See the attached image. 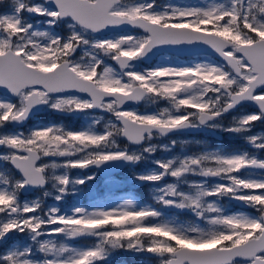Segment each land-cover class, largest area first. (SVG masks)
<instances>
[{
  "label": "snow or ice",
  "instance_id": "obj_1",
  "mask_svg": "<svg viewBox=\"0 0 264 264\" xmlns=\"http://www.w3.org/2000/svg\"><path fill=\"white\" fill-rule=\"evenodd\" d=\"M0 7V129H19L44 108L112 117L101 131L95 116L79 130L39 124L0 131V160L11 165L0 171V264H105L117 250L152 254L160 264H264V133L248 134L264 123V0H0ZM61 25L67 34L56 31ZM201 46L221 59H199ZM164 49H189L194 58L140 67ZM160 100L168 106L153 112L125 107ZM243 105L257 110L224 126ZM200 130L241 135L252 151L182 147L151 160L154 167L129 179L151 184L161 207L128 195L114 205L60 208L65 197L92 196L98 173L117 184L114 169L177 145L154 138ZM73 169L82 172L73 177ZM34 189L56 204L45 210L41 197L21 199ZM223 199L255 214L230 213ZM165 210H187L205 226ZM16 234L29 242L9 245ZM77 239L92 242L69 243Z\"/></svg>",
  "mask_w": 264,
  "mask_h": 264
},
{
  "label": "flooded vegetation",
  "instance_id": "obj_2",
  "mask_svg": "<svg viewBox=\"0 0 264 264\" xmlns=\"http://www.w3.org/2000/svg\"><path fill=\"white\" fill-rule=\"evenodd\" d=\"M157 1V0H156ZM6 2V1H5ZM37 2H40V0H37ZM3 9L2 7H0V10ZM56 31L61 32L63 34H67V30L63 28V26H59L56 28ZM121 31H134L132 30H121ZM137 32H139V30H135ZM205 56L209 59H215L214 57L211 56H207V55H200L199 59L201 58H205ZM160 57H165L166 60L163 62H167V63H173V64H177V63H183L185 61H191L194 57L193 56H189V55H174L171 53H164L161 52L159 53L151 62L149 63H142L140 65L141 68L145 67H152L154 65H156L158 63V59ZM216 60V59H215ZM108 63L112 64L113 67H117L114 62L112 61H107ZM172 65V64H171ZM0 94L2 95V93L0 92ZM159 101L155 104H145L143 102H139L137 104H132V103H128L125 107L129 110L131 109H135L139 112H153V111H157L158 107H159ZM243 107H247L249 110L251 111H255L254 108H252L250 105H243L240 108H238L237 110L233 111L230 114H227L225 116V118L223 119L222 123L224 124V126H227L228 124H230L231 119H230V115H234L236 114L239 110H241ZM95 116L97 118L101 119V123L97 126V130L101 131L103 129V125L105 122H107L111 117L110 113H107L104 110H95L94 112H90L88 114V118H86L85 115L83 114H75V115H71V114H66V113H61V112H56V111H52V110H48L46 108L38 111L37 113H34L28 120L27 122L21 126V128L19 129H13L11 125H9L8 128L6 129H0V131H13V130H27L28 126H36L39 124H44V125H62L65 128H78V127H85L89 122H90V117ZM263 130L264 131V127L259 128L258 126L254 125V127L252 128L251 132L248 133L249 135L255 134L256 132ZM157 139H171V138H183L182 140L185 141L183 143V145L180 143L181 140H177V145L174 149H172V151L168 152V151H164V153H167V156H173L176 155L178 153H180V148L183 147V149L189 153H193L196 152L200 149H204L206 148H220L223 149L227 152H233V151H240V150H245V151H252L251 146L249 144H247V141L241 136V135H237V134H233V136H228L227 133H220V132H216V131H210V130H200V131H190V132H181V133H176L174 135H170L167 137H156ZM152 142H157V140L153 139ZM120 143L123 146L124 144H127V140L123 137L120 138ZM181 146V147H180ZM130 147H135L133 145H130ZM0 152H3V149H0ZM169 153V154H168ZM258 155L261 156V158H264V153H259ZM158 158H164V156H160L159 152L154 153L150 159H158ZM151 160H143L140 162H137V164L135 166H124L120 171L114 172V176L118 177L122 174H125L128 170H134V171H143V170H147L150 169L152 167H154V165L150 162ZM11 170V165L5 161L0 160V171H8ZM97 176L101 179L104 180V177L100 175V173L97 174ZM40 189H36L33 192H31L28 195H22V198H31L34 196V194H36L35 192H37ZM136 190V189H135ZM135 190H125V189H119L116 190V188H112V191H119L120 194L123 193H134ZM229 200V199H228ZM232 202V204L235 206V208H238L240 210H245V206L243 205L242 202L237 201V200H230ZM156 205V204H155ZM158 206V205H156ZM249 209H247L248 211ZM165 213L168 215H172L174 216V218L179 219V220H183L184 222H189L192 219V215L187 211V210H182V211H177V210H165ZM250 213L251 214H255L253 209H250ZM197 220V219H196ZM13 243V238H11L8 241V244L11 245ZM5 245H0V251L4 250Z\"/></svg>",
  "mask_w": 264,
  "mask_h": 264
},
{
  "label": "rangeland",
  "instance_id": "obj_3",
  "mask_svg": "<svg viewBox=\"0 0 264 264\" xmlns=\"http://www.w3.org/2000/svg\"><path fill=\"white\" fill-rule=\"evenodd\" d=\"M5 1H6V3L10 2V0H5ZM198 2H199V0H157L156 1V3L158 5H161V6L167 5V4H183V3H198ZM2 10L3 9H1L0 11H2ZM62 26H63L64 29H66V25H62ZM201 59H204V58H201ZM207 59H209V58H207ZM165 60H166L165 57H160L157 61H158V63L165 64V65L173 64V63L170 64V63H167V62H163ZM210 60H213V59H210ZM216 61H218V60H216ZM143 68H147V67L144 66ZM159 103L160 104H159V107H158L157 110L163 109V108L168 106L167 102L164 101V100H160ZM250 111L251 110H249L247 107H243L236 114L230 115V119L232 120L233 116L239 115L240 113L250 112ZM255 125L258 126L259 128L264 127V123H261V122H256ZM32 127H34V126H28L27 130H24V132H27ZM83 127L69 128V129L79 130V129L83 128ZM260 133H264V131L260 130V131L256 132L255 134H252V135H256V134H260ZM227 134H228V136H233V134H229V133H227ZM154 139L157 140V142H152V143H155V144H158V145H160V144H169L172 139H177V140H181V142H185V141L182 140L183 138H171V139H164V140L157 139V138H154ZM181 149H182V147L180 148V151H181ZM207 149L208 150H213V149H216V148L214 147V148H207ZM201 150H203V149H200V150H198L196 152H199ZM157 152H159L160 156H164L165 159L172 157V156H170L169 153H168L169 156H167V153H164V150H162V149H158ZM168 152H170V151H168ZM149 160H151V159L149 158ZM152 160H154V159H152ZM45 162H47V161H45ZM144 171H146V170H143V171H134V170H130L129 171L128 170L125 174H122V175L116 177V179H117V181H119V183L113 184V185H106L104 180H101L97 176L95 182L91 186L92 187V193H93L92 196H89V195H85V196H81V197L68 196V197H65V199L62 202H60L59 206H60L61 209H67V208L72 207L74 204L87 205L90 202V200H95L98 203L103 204V205H114V204L120 202V200H119L120 197L128 196V195L134 196L138 201H140V202H142L144 204H153L154 206H156L155 205V201L153 200L152 195H151V193H152V185L148 184V183L134 182L132 179H129V177H131V175L133 173H141V172H144ZM81 172H82V170L73 169V170H71L70 175L75 177L77 175H80ZM188 179L190 181L191 180H199L200 177L190 176ZM164 182L165 183L173 182V178L168 177V178L165 179ZM113 187L116 188V190H119V189H122V188L125 189V190H135L136 189V193H138V196L134 195V194H136L135 192H134V194H132L131 192L129 194L128 193L120 194L119 191H118V193H117V191H112L111 192V189ZM47 188L49 190H51V185L49 184L47 186ZM35 193L36 194H34L33 197H31V198H22V200L23 199H35L37 197H41L42 198V202H43V208L45 210L49 206L56 204V201L54 200L53 197H51V196L44 197L43 196V190L40 189V190H38ZM139 194L141 195V197H140ZM221 204L230 213H235V212H248V213H250V208L245 207V210H240L238 208H235V206L232 204V202L230 200H228V199H223L221 201ZM156 207H161V206L158 205ZM247 209H249V210L247 211ZM165 215H166V217H173L174 218V216H172V215H168L166 213H165ZM177 220L179 222H181V223L186 224V225L195 223V224H199L201 227L205 226L203 221L196 220V218L193 215H192V219L189 222H184L183 220H179V219H177ZM12 238H13V243L12 244H15L17 242H19V243L29 242L26 235L16 234ZM61 239H63V237H61ZM91 242H92L91 239H87V240L86 239H80L78 241H73V240L69 241V243L74 244V245H84V244H88V243H91ZM121 259H122V262L120 261ZM134 263H137V264H160V261H159L158 257H156L155 255H152V254H148V253L137 254V253H133V252H130V251H122V250H117L116 252H114L105 261V264H134Z\"/></svg>",
  "mask_w": 264,
  "mask_h": 264
},
{
  "label": "water",
  "instance_id": "obj_4",
  "mask_svg": "<svg viewBox=\"0 0 264 264\" xmlns=\"http://www.w3.org/2000/svg\"><path fill=\"white\" fill-rule=\"evenodd\" d=\"M121 30H124V29H121ZM125 30H132V29H129V28H125ZM196 51H198L200 53V55H207V56H211V57H214L216 60H220L221 58L219 57V55L217 53H215L213 50H211L210 48H208L207 46H201L199 49H197ZM161 52H164V53H171V54H174V55H189V56H193L191 53H192V50H189V49H164L160 52H157L150 60L148 61H145L146 63H149L151 62L159 53ZM2 93V92H1ZM129 103H132V104H137L139 102H129ZM252 108H254V106L250 105ZM255 109V108H254ZM257 110V109H255ZM37 113V112H36ZM27 122V121H26ZM25 122V123H26ZM24 123V124H25ZM23 124V125H24ZM22 125V126H23ZM126 139V138H125ZM122 168H116L114 169L113 171L114 172H117V171H120ZM101 176L104 177V174L103 173H100ZM36 190V189H34ZM34 190H30L28 191L27 193H24L23 195H28L30 194L31 192H33ZM169 211V210H167ZM177 211H182V210H177ZM80 239H77V240H73V241H78Z\"/></svg>",
  "mask_w": 264,
  "mask_h": 264
},
{
  "label": "trees",
  "instance_id": "obj_5",
  "mask_svg": "<svg viewBox=\"0 0 264 264\" xmlns=\"http://www.w3.org/2000/svg\"><path fill=\"white\" fill-rule=\"evenodd\" d=\"M136 193V190L134 191ZM134 194V193H133ZM135 196L137 195L138 196V193L134 194ZM140 195V194H139ZM141 197V195H140ZM143 197V196H142ZM138 198V197H137ZM122 262V259L120 260ZM134 264H137V263H134Z\"/></svg>",
  "mask_w": 264,
  "mask_h": 264
}]
</instances>
